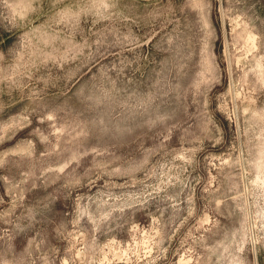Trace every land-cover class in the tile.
<instances>
[{"label": "rangeland", "instance_id": "rangeland-1", "mask_svg": "<svg viewBox=\"0 0 264 264\" xmlns=\"http://www.w3.org/2000/svg\"><path fill=\"white\" fill-rule=\"evenodd\" d=\"M0 264H264V0H0Z\"/></svg>", "mask_w": 264, "mask_h": 264}]
</instances>
